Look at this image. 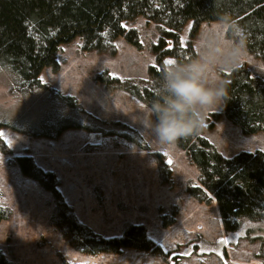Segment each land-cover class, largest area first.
<instances>
[{"label":"rangeland","instance_id":"1","mask_svg":"<svg viewBox=\"0 0 264 264\" xmlns=\"http://www.w3.org/2000/svg\"><path fill=\"white\" fill-rule=\"evenodd\" d=\"M123 26L136 30L139 47L120 36L113 53L84 51L77 36L60 45L57 70L44 67L40 87L31 92L11 93L10 75L0 69V121L18 128L0 127L5 144L0 147V206L7 212L0 220V249L11 264H262L259 240L224 232L213 196L208 194L212 200L206 202L191 194V187L201 185L186 152L176 141L158 143L143 127L141 117L149 105L101 81L104 72L123 81L154 80L149 67L156 64L152 45L159 38L158 26L142 15L123 21ZM193 26L187 20L178 36L182 47L190 41L192 60L202 59L223 82L224 73L241 65L264 80V60L227 36L224 22H200L192 33ZM169 60L189 62L167 56L164 65ZM60 96L73 97L76 105ZM52 103L61 104L62 110L80 109L102 122L91 123L75 114L70 120L82 127L67 128L55 137L31 135L28 127L36 125L42 119L37 114ZM198 119L199 134L227 158L264 151V133H242L226 118L222 101ZM98 128L103 131H92ZM21 155L31 156L55 175L62 200L94 233L118 237L127 226L141 224L164 253L124 247L119 253L92 255L75 249L53 224L55 195L21 172L16 161Z\"/></svg>","mask_w":264,"mask_h":264},{"label":"trees","instance_id":"2","mask_svg":"<svg viewBox=\"0 0 264 264\" xmlns=\"http://www.w3.org/2000/svg\"><path fill=\"white\" fill-rule=\"evenodd\" d=\"M142 15L159 28V38L152 45L156 64L149 67L153 82L123 81L107 72L101 81L108 86L127 90L132 96L151 105L156 98L164 57L190 61L195 58L192 45L178 44L179 31L187 20L193 21L194 33L200 22L220 20L226 24V34L234 41L264 60V0H0V69L10 75L11 93L31 92L40 87L39 75L44 67L57 70L56 53L61 44L80 37L82 50L114 52V40L123 36L139 47L135 29H126L123 21ZM169 41L173 47L168 48ZM225 96L223 111L228 120L242 133H264V80L252 76L244 65L224 73ZM69 105H76L73 97L60 96ZM59 98V99H60ZM61 104L44 105L37 114L42 119L28 127L33 136L55 137L71 127H82L71 115L102 121L90 113L61 109ZM46 108V109H45ZM199 121V119H198ZM10 123L0 121V127ZM210 126L212 123L209 124ZM84 126V125H83ZM176 140L196 165L201 187H191L198 201L209 202L212 195L217 203L222 227L226 233H241L243 237L259 240L258 256L264 264V151L240 152L231 158L219 153L199 134ZM102 132L103 129H94ZM0 137V147H5ZM22 173L38 180L57 199L58 209L53 224L70 245L86 254L119 253L124 247L162 255L159 244L146 235L141 224L127 226L121 236L106 238L80 222L72 208L62 200L56 189V177L39 167L29 155L16 158ZM7 212L0 206V220ZM0 264H11L0 249Z\"/></svg>","mask_w":264,"mask_h":264},{"label":"clouds","instance_id":"3","mask_svg":"<svg viewBox=\"0 0 264 264\" xmlns=\"http://www.w3.org/2000/svg\"><path fill=\"white\" fill-rule=\"evenodd\" d=\"M155 96L141 123L158 143L173 144L198 129L200 115L219 107L225 87L202 59L175 62L164 66Z\"/></svg>","mask_w":264,"mask_h":264},{"label":"snow or ice","instance_id":"4","mask_svg":"<svg viewBox=\"0 0 264 264\" xmlns=\"http://www.w3.org/2000/svg\"><path fill=\"white\" fill-rule=\"evenodd\" d=\"M167 63H173V61L169 60V61H167Z\"/></svg>","mask_w":264,"mask_h":264}]
</instances>
